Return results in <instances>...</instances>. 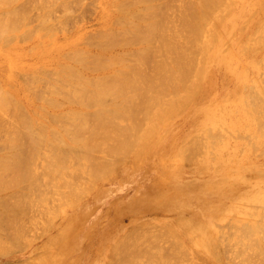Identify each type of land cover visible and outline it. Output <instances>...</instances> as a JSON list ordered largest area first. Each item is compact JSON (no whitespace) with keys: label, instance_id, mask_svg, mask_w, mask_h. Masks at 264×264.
<instances>
[{"label":"bare ground","instance_id":"obj_1","mask_svg":"<svg viewBox=\"0 0 264 264\" xmlns=\"http://www.w3.org/2000/svg\"><path fill=\"white\" fill-rule=\"evenodd\" d=\"M83 1L0 0V46L7 49L9 78H20L36 113L9 81H0V236L7 233L18 245L28 222L52 211L51 205L62 214L125 164V155L126 163L137 164L153 152L179 165L170 163L164 194L151 203L139 199L135 207L160 208L169 200L180 215L172 223L139 220L124 227L109 238L96 264H183L186 258L190 264H264V158L250 156L264 152V77L240 76L218 105L228 110L234 103L245 118L233 131H244L249 142L231 159L223 155L233 139L227 133L234 132L211 107L206 80L216 68L226 73L228 66L232 73L231 62L240 56L264 68V56L258 57L264 0H253V14L238 10L243 0H106L105 28L59 41L56 27L72 19L73 4ZM55 10L63 15L55 19ZM31 18L38 24L30 26ZM34 33L41 38L31 63L10 47ZM182 113L202 130L161 152V140L152 145L155 135ZM207 142L216 144L202 152ZM186 165L198 175L184 189L176 185ZM197 188L204 197H186ZM238 200L249 205L237 206ZM179 231L190 238L191 249ZM48 262L51 255L40 252L22 264Z\"/></svg>","mask_w":264,"mask_h":264},{"label":"rangeland","instance_id":"obj_2","mask_svg":"<svg viewBox=\"0 0 264 264\" xmlns=\"http://www.w3.org/2000/svg\"><path fill=\"white\" fill-rule=\"evenodd\" d=\"M243 1L245 3L239 5L238 10L244 8V11H247L246 14H253V0H250V3H247L246 0ZM82 3L84 5L78 7L75 6L76 3L73 4L72 8L75 10L71 12L72 19L68 20L67 23L59 25V28L56 27L58 31L54 32L59 41L63 42L68 38L78 39L82 34H94L105 28L104 25L109 20V16L106 13L107 1L84 0ZM33 11H30L31 16H33ZM33 14L35 15V13ZM54 15L53 17L57 19L63 15V12L58 11ZM31 19L30 26L38 24L36 18ZM245 19V16H241L239 21L245 24ZM53 30L55 29L53 28ZM231 34L228 37H231ZM240 37L241 35L238 34L235 41L232 42L234 44L232 50L235 52L240 49L238 42ZM40 38V34L34 33L33 37H28L22 41H15L16 46L10 48L20 50L23 58L32 63L35 61V57L31 49ZM6 50V47L0 46V81L7 86V81H9L13 86V91L22 97L24 96L25 106L29 108L33 115H36L34 107L25 98L26 93L22 89L20 78H9L12 70ZM263 56L264 49L259 52L258 57L262 58ZM229 68L232 69L229 70L232 73L228 72V66L227 72L225 71L226 73L218 68L213 69V71L211 70L206 80L208 81V89L211 92L209 99L211 107L216 109L217 115H223L225 126L231 132H234V129H237L239 125L245 122V118L242 117L243 114L236 111L237 108L234 103L230 104V106H233L231 107L234 110L233 112H231V108L222 110L218 105L220 102H223L230 91L239 85L240 76L244 75L249 80L257 79L258 76L264 77V68L259 70L255 63L247 56L233 58ZM262 71L263 75L261 74ZM32 100L40 103L35 98ZM188 121L183 113L175 116L171 126H165L162 132L155 135L152 145L161 140V152L163 150L168 151L173 145H181L189 133L200 132L202 130L192 127ZM229 134L227 133V136L233 137V139H230L229 144L231 146L223 155V158L226 159L236 157L237 152L240 151L242 146L249 142L244 137L246 134L244 131L241 134L234 132L233 136ZM245 140L248 142H245ZM213 145L210 142L204 143L202 144L201 151H209ZM259 152L263 151L255 150L254 152H250L251 155L246 153L241 157L250 155L254 159L264 158V152L262 153L263 155ZM190 154L193 158H199L198 154L191 152ZM125 156L122 160V163L125 164L111 172L107 177L97 180L95 188L85 195L77 205L67 206L60 215L55 213L54 210L56 208L54 205H51L52 211L47 212L39 219H34V224L28 222V227H26L18 245L12 240L11 235L3 233L0 236V247L3 249L10 247V249H6V252L0 253V264L26 263L32 261L40 252H43L48 257L51 255V262L45 264H96L103 258L109 238L113 239L119 236L124 227H129L132 223H136L139 220H152L157 223L175 222L176 217L180 214L172 210V203L169 200L163 203V206L160 208L140 209L136 208L135 205L139 199L144 198L146 202L151 203L154 201V197L164 194L167 187L170 186L169 183H171L169 175L165 173L170 169V163L172 165H179V162L177 160L166 161L162 159V156L153 152L145 155L137 164L126 163L128 158L127 155ZM194 168L187 165L184 166L181 177L177 179L178 184L176 186L186 189L185 184L187 185L189 180L197 178L198 173ZM198 178L207 180L208 176L199 173ZM227 193L228 191L226 190L225 194ZM186 197H195L198 200L204 197V193L202 188H197L195 191L189 190L186 193ZM245 202L244 200H238L236 205H249ZM182 214L189 216L188 211H184ZM47 219L48 221H46ZM145 228L147 229V227ZM179 232L181 239L191 249L192 243L190 238L183 231ZM165 244L168 247L170 246V243L167 244L166 242L163 245L165 246ZM185 258H182V260ZM186 259L187 261L184 260L182 263L190 264L189 258ZM198 263L204 264L201 259L198 260Z\"/></svg>","mask_w":264,"mask_h":264}]
</instances>
